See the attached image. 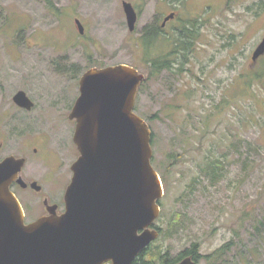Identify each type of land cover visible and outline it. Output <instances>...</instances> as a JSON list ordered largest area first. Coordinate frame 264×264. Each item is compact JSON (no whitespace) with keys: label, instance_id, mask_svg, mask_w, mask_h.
<instances>
[{"label":"rangeland","instance_id":"obj_1","mask_svg":"<svg viewBox=\"0 0 264 264\" xmlns=\"http://www.w3.org/2000/svg\"><path fill=\"white\" fill-rule=\"evenodd\" d=\"M123 1L136 10L133 31ZM167 1L182 26L198 21L200 32L184 39L182 70L150 75L138 40L161 19ZM181 36L170 44L154 40L147 50L180 59ZM263 36L264 0H2L0 160L26 157L21 174L42 186L40 193L13 188L25 220L41 214L45 199L61 200L70 182L79 153L69 114L80 77L93 67L127 64L146 79L134 111L152 132L151 162L164 191L155 220L160 238L144 260L158 247L173 259L196 243L202 256L196 264H264V54L255 63L251 58ZM18 90L33 99L34 109L13 102ZM43 135L61 157L53 183L40 180L46 167L37 139ZM211 161L215 176L206 168Z\"/></svg>","mask_w":264,"mask_h":264},{"label":"water","instance_id":"obj_2","mask_svg":"<svg viewBox=\"0 0 264 264\" xmlns=\"http://www.w3.org/2000/svg\"><path fill=\"white\" fill-rule=\"evenodd\" d=\"M122 6L133 31L136 10L128 1ZM76 24L82 33L79 19ZM263 54L264 36L251 58L256 61ZM143 79L127 64L93 67L80 77L69 114L79 155L71 164L61 214L50 210L25 223L10 188L25 159L8 155L0 161V264H131L158 237L154 223L164 191L151 163V130L134 112ZM13 99L26 109L33 104L23 90ZM17 181L24 183L21 177Z\"/></svg>","mask_w":264,"mask_h":264},{"label":"flooded vegetation","instance_id":"obj_3","mask_svg":"<svg viewBox=\"0 0 264 264\" xmlns=\"http://www.w3.org/2000/svg\"><path fill=\"white\" fill-rule=\"evenodd\" d=\"M2 0H0L1 2ZM171 5L168 3V1L166 2V4H164V7H165V11H164V14L163 13H159L161 16V19L160 20H157V21H154L153 23H151L150 27L145 29V31L147 30V35L146 37L149 39L148 41V46H149V50L153 47V41L154 40H157V39H164L168 42V44L172 43L173 40L170 39V37H174V35H178V34H181V40L184 42V39H194L196 38L197 36H199V29H200V26L198 21H192V20H187L190 24H188L186 27L182 26V24L180 23L179 21V16L177 14V8H175L176 6H171ZM173 7V8H172ZM176 9V10H175ZM167 11V12H166ZM22 14L24 15V17H26V19H30V16L27 14V13H24L22 12ZM172 15L171 17H169L167 19V17L169 15ZM9 16V15H8ZM7 16V17H8ZM10 17V16H9ZM78 18H75L74 21H75V24H76V20ZM177 20V21H175ZM182 20V19H181ZM185 20V21H186ZM175 21L174 24H171L170 22H173ZM81 22V21H80ZM184 22V20H183ZM77 26V24H76ZM84 28V27H83ZM77 29H78V26H77ZM79 31V29H78ZM80 33V32H79ZM80 34H83L80 33ZM173 35V36H171ZM170 41V42H169ZM188 43L184 42L183 43V46H184V49H178L179 52L181 53V57L180 59H172L170 58L169 61V67H163L161 71H165V70H168L170 71V73H174V72H178L180 70L183 69V63H184V55H185V45H187ZM176 45V44H175ZM160 55V54H157V56ZM161 55H164V54H161ZM155 57L154 55V52L153 50L149 51V58L147 59L148 61V65L151 69V73L150 75H153L152 74V67H153V58ZM259 59V58H258ZM257 59V60H258ZM256 60V61H257ZM256 61H252L253 63H255ZM174 66H177V68H174ZM19 91V90H18ZM17 91V92H18ZM24 91V90H23ZM16 92V93H17ZM25 92V91H24ZM15 93V94H16ZM26 93V92H25ZM14 94V95H15ZM13 95V97H14ZM26 95L30 98V100L32 101V106L30 109H26L24 107H20L19 105H17L15 102H14V99L12 97V100L13 102L19 107V109L21 110H27V111H30L31 109H34V101L33 99L26 93ZM75 123L74 120H71ZM38 142H39V146L40 148L42 149V152H41V157H39V163L46 167V170L45 172L43 173L42 175V178L40 179L41 181L43 182H46V183H53V180H54V177H55V174L57 173L58 169H60V165L61 164V157L60 155L52 148V147H47L48 143H49V137L47 135H43V136H39V138L37 139ZM74 143V142H73ZM42 146V147H41ZM29 147V145L27 146ZM32 152L33 153H40V150L39 148H37V146H33L32 147ZM10 155H14V154H10ZM8 156V155H6ZM5 156V157H6ZM15 157H22L25 159V162H24V165L21 169V171L18 173L17 177L12 181L11 185H10V188L11 190L14 192V194L16 195L15 191L13 190V188L15 186H18L20 188H23V189H27V188H30L32 189L33 191L37 192V193H40L42 191V186L38 183V181L36 180H28L26 178H24V176L21 174L22 173V170L27 162V158L24 157V156H16L14 155ZM4 158V157H3ZM2 158V159H3ZM1 159V160H2ZM70 170H71V166H70ZM18 177H21L23 182L22 184H20L18 181H17V178ZM36 183V185L39 187L38 189H36L32 183ZM65 192V191H64ZM17 196V195H16ZM44 205L42 207V212L40 215L37 216L36 219H38L39 217L41 216H45V215H48L50 213V210L56 214H61L64 209H65V203H64V193L62 195V198L61 200H59L58 202H47V199H45L43 201ZM21 204V203H20ZM22 206V204H21ZM22 209H23V214H24V222L25 223H29L30 221H26L25 220V217H26V213H27V210H25V208L22 206ZM35 219V220H36ZM186 257H190L191 260H192V264H196L197 263V260H195V258H193L191 255H184L182 258H180L177 262L181 261L182 259L186 258ZM143 259H144V256H143ZM177 262H175L174 264H176Z\"/></svg>","mask_w":264,"mask_h":264},{"label":"trees","instance_id":"obj_4","mask_svg":"<svg viewBox=\"0 0 264 264\" xmlns=\"http://www.w3.org/2000/svg\"><path fill=\"white\" fill-rule=\"evenodd\" d=\"M146 32H147V30L144 32L143 36L140 37L139 40H138V42H141L142 43V46L143 47H146L145 48V50H146L145 55L146 56L148 55V56L146 57L145 62H147L148 61L147 58H149V52L147 50V46H148V42H149L148 40L149 39L146 37V35H147ZM180 41H182V40L180 39ZM168 57L169 56H167V55L164 54V55L155 56L153 58L152 74L159 73L162 70L163 67H169L170 61H169V58ZM145 80H143V81H145ZM139 88H140V86H139ZM139 88H138V90H139ZM151 145H152V134H151ZM213 160H219V159L216 158V159H213ZM213 163L214 162H212V161L209 162V164L207 165L206 168H210L211 172L213 171V175L215 176L216 174H218V172L216 170V166L213 165ZM160 217H161V212H160V215H159L158 218H160ZM171 231L172 230L169 229V232L170 233H171ZM160 233H161V230L159 231V235H158V237H157V239L155 241H157L160 238ZM155 241L153 243H151L149 247L144 248L138 254V256L132 261L131 264H154L152 261H155L156 259L162 260L163 261L162 264H174L180 258H182L184 255H191L193 258H195V260H197L198 258H201L202 257L201 254H199V252H198V249H199L198 244L193 243V244H191V246L189 248H187L185 251L177 254L173 259H167V258H165L166 255L163 254L162 251H161V248L158 247V249L156 248V250H151V252L149 254L151 258L149 260L148 259L147 260H144L143 259V256L148 252L147 250H149L150 248L152 249V245H154V247H156L155 246ZM150 260H152V261H150Z\"/></svg>","mask_w":264,"mask_h":264}]
</instances>
